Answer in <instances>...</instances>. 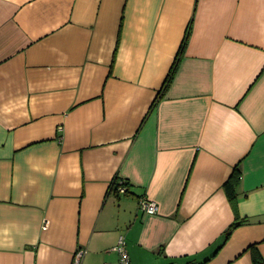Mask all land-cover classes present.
I'll return each mask as SVG.
<instances>
[{
    "label": "crops",
    "instance_id": "crops-1",
    "mask_svg": "<svg viewBox=\"0 0 264 264\" xmlns=\"http://www.w3.org/2000/svg\"><path fill=\"white\" fill-rule=\"evenodd\" d=\"M121 238L264 264V0H0V264H118Z\"/></svg>",
    "mask_w": 264,
    "mask_h": 264
},
{
    "label": "trees",
    "instance_id": "trees-1",
    "mask_svg": "<svg viewBox=\"0 0 264 264\" xmlns=\"http://www.w3.org/2000/svg\"><path fill=\"white\" fill-rule=\"evenodd\" d=\"M239 179H240V171L238 168H235V170L232 172L231 176L223 184V188L225 190V193L227 194L229 200L233 203V205L236 204L237 197H238L237 186H238ZM245 222H247L246 219L234 221L227 228V230L225 232L224 242L229 237V235L233 229H235L236 227H238L241 224H244ZM253 248H254V246H253ZM253 260H254L255 264H262V258L257 253H254Z\"/></svg>",
    "mask_w": 264,
    "mask_h": 264
},
{
    "label": "built area",
    "instance_id": "built-area-1",
    "mask_svg": "<svg viewBox=\"0 0 264 264\" xmlns=\"http://www.w3.org/2000/svg\"><path fill=\"white\" fill-rule=\"evenodd\" d=\"M120 189L123 190V188H120ZM140 206L143 209V211L148 213V214H154L158 211L157 203L153 200H148L146 198H143L141 200ZM113 250H115L119 255V263L118 264H131L130 259H129V255H128L127 250L124 246V239L123 238H121L119 240V242L117 243V245L113 247ZM84 254H85L84 249L77 250L76 255H75L76 257L74 260V264H80L81 259H82Z\"/></svg>",
    "mask_w": 264,
    "mask_h": 264
}]
</instances>
